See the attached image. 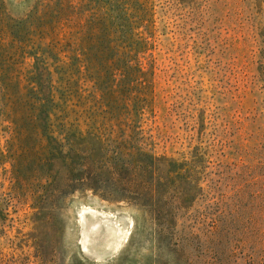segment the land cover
<instances>
[{"label": "rangeland", "instance_id": "1", "mask_svg": "<svg viewBox=\"0 0 264 264\" xmlns=\"http://www.w3.org/2000/svg\"><path fill=\"white\" fill-rule=\"evenodd\" d=\"M0 264H264V0H0Z\"/></svg>", "mask_w": 264, "mask_h": 264}, {"label": "trees", "instance_id": "2", "mask_svg": "<svg viewBox=\"0 0 264 264\" xmlns=\"http://www.w3.org/2000/svg\"><path fill=\"white\" fill-rule=\"evenodd\" d=\"M46 115V118H48V114H45Z\"/></svg>", "mask_w": 264, "mask_h": 264}]
</instances>
